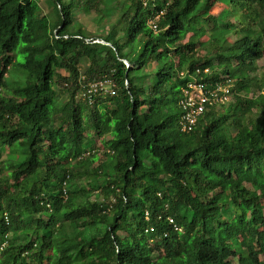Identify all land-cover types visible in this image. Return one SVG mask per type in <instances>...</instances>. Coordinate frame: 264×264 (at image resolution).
Here are the masks:
<instances>
[{"label": "trees", "instance_id": "1", "mask_svg": "<svg viewBox=\"0 0 264 264\" xmlns=\"http://www.w3.org/2000/svg\"><path fill=\"white\" fill-rule=\"evenodd\" d=\"M48 1L0 0V264H264V0ZM198 68L234 102L183 132Z\"/></svg>", "mask_w": 264, "mask_h": 264}, {"label": "built area", "instance_id": "2", "mask_svg": "<svg viewBox=\"0 0 264 264\" xmlns=\"http://www.w3.org/2000/svg\"><path fill=\"white\" fill-rule=\"evenodd\" d=\"M127 66L129 62L125 60ZM208 72V69L204 70ZM200 69L196 75H191L192 79L187 81L181 88L179 105L181 108L179 126L183 132H190L197 124L201 115L208 106L227 105L231 98L230 82L220 80H204L199 75ZM89 97V102H93V94L102 93L105 95H114L117 93L116 82L108 76L101 77L99 80L89 83L83 92Z\"/></svg>", "mask_w": 264, "mask_h": 264}, {"label": "rangeland", "instance_id": "3", "mask_svg": "<svg viewBox=\"0 0 264 264\" xmlns=\"http://www.w3.org/2000/svg\"><path fill=\"white\" fill-rule=\"evenodd\" d=\"M215 5L213 6V8L211 9V12L213 14H218L220 12V10L223 8V4L220 2H214ZM40 11L43 14H46L47 16H49V18H52L54 16V10L52 7V4L48 1V0H40ZM74 20L76 22H78L82 28L87 32V34L89 36H93L94 34H100L101 30L99 29L98 23L95 20V18L93 17V13L92 14H87L85 12L82 11H75L74 12ZM190 33H188L186 35V38L184 40H187V38L189 37ZM211 35V31H207V33L200 39L205 40L206 38H209V36ZM204 52V50H203ZM262 63V62H261ZM88 65V60L87 59H83L81 66L84 69L86 66ZM62 72L66 73L65 70H61ZM9 82V80H8ZM234 102V97L232 94V98L230 100V102L227 105H223L220 108L224 109V107H227L230 103ZM110 135H106L105 137L102 138V136H99L96 138L97 141V146H99L101 149L97 152L98 153V160L95 162V165H97L99 162H103L104 161V144L103 141H106L110 138ZM107 147V146H105Z\"/></svg>", "mask_w": 264, "mask_h": 264}]
</instances>
